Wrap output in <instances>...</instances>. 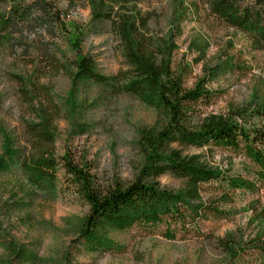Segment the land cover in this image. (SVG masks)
Segmentation results:
<instances>
[{
	"label": "rangeland",
	"instance_id": "rangeland-1",
	"mask_svg": "<svg viewBox=\"0 0 264 264\" xmlns=\"http://www.w3.org/2000/svg\"><path fill=\"white\" fill-rule=\"evenodd\" d=\"M137 4L151 14L149 28L164 35L175 13L171 0H139ZM58 6L64 26L56 24L52 32L26 29L18 42H0V152L2 135L8 132L23 142L24 120L35 116L22 100L21 76L25 87L31 79L46 83L60 105L55 120L56 157L70 150L74 160L85 162L105 184L115 178L131 179L144 159L139 131L153 125L157 112L135 96L114 94L108 86L91 81L73 82L64 70L45 66L47 48L69 68L76 52L67 33L81 30L79 50L94 58L101 73H115L123 67L119 41L109 21H93L86 0L75 6L59 2ZM186 17L175 39L171 65L184 70L187 87L201 77L207 79L205 86L213 95L198 104L202 113L224 112L230 105L249 100L254 92L264 93V50H252L244 34L223 27L202 11ZM213 67L220 70L210 77L206 71ZM183 151L202 153L211 165L230 174L245 171L246 159L233 149L185 146ZM56 176L58 191L52 195L30 185L17 163L0 170V264H224L226 254L217 244L219 236L235 233L245 243L261 228L264 186L253 191L233 188L228 190L227 201L223 197L228 214L205 217L185 228L173 223L172 237L164 234L165 222L110 230L115 248L88 250L79 233L88 206L62 166ZM159 180L169 187L181 183L171 174H162ZM203 187V199L226 191L219 180ZM251 252L238 256L235 264H258Z\"/></svg>",
	"mask_w": 264,
	"mask_h": 264
},
{
	"label": "trees",
	"instance_id": "trees-1",
	"mask_svg": "<svg viewBox=\"0 0 264 264\" xmlns=\"http://www.w3.org/2000/svg\"><path fill=\"white\" fill-rule=\"evenodd\" d=\"M80 0H0V42L19 41L26 29L52 32L64 26L59 2L75 6ZM82 1V0H81ZM139 0H86L91 19L109 21L119 41L123 67L115 73H101L90 54L80 52L82 31L67 33L75 57L68 68L56 53L45 49V66L62 69L72 81L86 80L106 85L114 94L135 96L154 108L153 125L140 129L143 160L128 180L118 178L103 183L84 162L74 160L70 150L61 157L54 153L55 120L60 105L51 97L46 83L31 79L25 87L20 76L22 100L34 118L24 120L23 142L10 133L2 136L0 170L17 163L26 181L35 189L56 195L57 169L63 167L68 181L85 200L88 211L79 233L88 250L115 248L110 230H125L133 225L154 227L165 222L164 234L174 235L173 223L185 228L199 219L228 214L223 197L228 190H258L264 186V93L254 92L249 100L230 105L224 112L202 113L197 108L213 93L201 77L191 87L183 82L184 70H174L171 59L180 24L189 12L213 18L225 28L244 34L254 51L264 50V0H171L174 12L164 35L149 28L151 14L141 11ZM229 65L232 63L229 62ZM218 67L208 68L213 76ZM185 146L208 148L221 146L241 153L245 171L232 174L211 165L199 152L183 151ZM171 174L178 186H166L159 180ZM219 180L226 186L218 197L203 199L204 183ZM261 228L257 236L242 242L235 233L219 236L217 244L226 254L224 264L252 250L258 264H264V207L259 212Z\"/></svg>",
	"mask_w": 264,
	"mask_h": 264
}]
</instances>
